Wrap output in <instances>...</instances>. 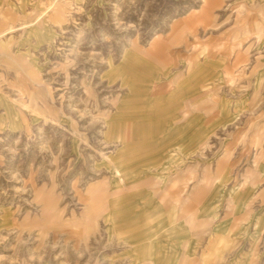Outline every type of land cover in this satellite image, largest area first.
Returning a JSON list of instances; mask_svg holds the SVG:
<instances>
[{
	"label": "rangeland",
	"instance_id": "rangeland-1",
	"mask_svg": "<svg viewBox=\"0 0 264 264\" xmlns=\"http://www.w3.org/2000/svg\"><path fill=\"white\" fill-rule=\"evenodd\" d=\"M0 35V264H264V0H0Z\"/></svg>",
	"mask_w": 264,
	"mask_h": 264
},
{
	"label": "crops",
	"instance_id": "crops-1",
	"mask_svg": "<svg viewBox=\"0 0 264 264\" xmlns=\"http://www.w3.org/2000/svg\"><path fill=\"white\" fill-rule=\"evenodd\" d=\"M177 116H178V114H177ZM176 116V117H177ZM139 180H141V179H139ZM139 180H134L135 182H139ZM129 183V182H128ZM128 183L126 184L127 186H128ZM118 189H120V187H118L117 189H116V191L118 190ZM118 193H120V192H118ZM130 231H127L126 233L128 234ZM215 259L213 260V262L212 263H210V264H216L217 262V260H219L218 258L219 257H222V253L224 252V250H223V248H221V247H217V248H215ZM255 256V255H254ZM216 262V263H215ZM221 262V261H220ZM242 261L241 260H239L236 264H240Z\"/></svg>",
	"mask_w": 264,
	"mask_h": 264
},
{
	"label": "bare ground",
	"instance_id": "bare-ground-1",
	"mask_svg": "<svg viewBox=\"0 0 264 264\" xmlns=\"http://www.w3.org/2000/svg\"><path fill=\"white\" fill-rule=\"evenodd\" d=\"M9 31V30H8ZM11 31H13V29H10V31L9 32H11ZM3 35H0V37H2ZM118 172V171H117ZM118 174V173H117Z\"/></svg>",
	"mask_w": 264,
	"mask_h": 264
}]
</instances>
